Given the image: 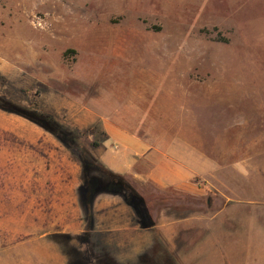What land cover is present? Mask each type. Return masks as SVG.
Listing matches in <instances>:
<instances>
[{
  "label": "rangeland",
  "instance_id": "rangeland-1",
  "mask_svg": "<svg viewBox=\"0 0 264 264\" xmlns=\"http://www.w3.org/2000/svg\"><path fill=\"white\" fill-rule=\"evenodd\" d=\"M0 97L76 131L95 158L100 142L125 150L107 138L121 131L179 150L196 177L181 191L122 173L153 224L141 226L121 195L99 193L118 197L108 203L124 207L122 226L99 231L92 204L83 242L79 200L82 231L54 218L63 159L79 166L81 183L80 163L53 134L0 108V264H101L97 253L116 264H264V0H0ZM26 162L47 176L48 241L37 249L26 244L36 190Z\"/></svg>",
  "mask_w": 264,
  "mask_h": 264
},
{
  "label": "crops",
  "instance_id": "crops-1",
  "mask_svg": "<svg viewBox=\"0 0 264 264\" xmlns=\"http://www.w3.org/2000/svg\"><path fill=\"white\" fill-rule=\"evenodd\" d=\"M107 138H111L114 142L119 143V145L123 146L125 150L123 151H116L109 149L107 147L101 146L98 144L94 149V155L96 158L101 161L106 167L109 169L118 172V173H131L135 178H151L155 182H157L161 187L172 186L175 189H179L181 191L194 189V173L195 168L193 165L190 164L189 159L187 156H182L179 150H174L173 148L170 149V154H167L165 144H160L161 149H150V146L146 144L143 140L133 137L131 134H124L123 132L119 131H109ZM174 146V145H170ZM169 155V156H167ZM229 161L233 162L232 168L235 166L234 162L237 161L234 154L229 153L228 155ZM220 157V156H219ZM226 155L221 158L219 161L223 167L226 169V164H223L221 161L226 162L225 160ZM63 161L65 162L66 171L63 172L62 178L63 180L60 182L62 184V193L63 198L60 199L63 202V213L57 214L56 221L58 224L57 226H62V218L66 219L67 221L63 222L65 226H72L75 229L72 232H80L83 230V219H82V211L78 205V199L76 195L77 187L80 184L79 175V166L73 162L70 157L65 156ZM151 162L153 168L149 170L148 173L140 172L142 170H138L136 166H139L142 162ZM45 169H38L34 168L32 163L26 162V169H25V177L27 180H30V184H32L33 189H36L35 192H32V198L29 200L30 202L27 203V213H26V226L25 232L28 234L26 239V244L31 247V249H37L38 244H45L47 242V235L48 230L46 227L47 221H49L47 212L44 211L45 203L43 201L44 198V190H43V183L46 181L47 176L44 173ZM198 170V169H196ZM230 174L226 172V174ZM240 174V172L238 171ZM203 176H206V172H201ZM235 177V175H232ZM238 178L240 177L237 176ZM210 178V176H209ZM16 179H18V175H16ZM212 181L215 178H211ZM41 188L38 191V189ZM218 189L222 191L223 195L229 194L227 192L232 193L233 197L237 199V196H234V191L231 189L226 190L218 184ZM39 198L41 201H38ZM110 200H113V203H118V197L113 196L110 194H101L96 196L93 202V211H94V218L96 221V227H98L105 223L106 221V232L113 230L116 225L122 226L121 221L123 220L119 212L121 210L125 211L124 207L120 205L117 207L112 206L111 203H108ZM106 202L104 206L103 202ZM104 209L107 211V215L103 216ZM16 211L13 212L15 214ZM1 215V212H0ZM16 214L9 217V221L12 226L16 225L15 219ZM110 219V221H109ZM2 221V219H0ZM113 225H111L109 222ZM102 222V223H101ZM52 224V223H51ZM133 228H135L133 226ZM136 229V228H135ZM63 230H68L65 227ZM101 231L100 229H98ZM36 246V247H35ZM45 247V245H44ZM34 256H37L36 253H32Z\"/></svg>",
  "mask_w": 264,
  "mask_h": 264
},
{
  "label": "trees",
  "instance_id": "trees-1",
  "mask_svg": "<svg viewBox=\"0 0 264 264\" xmlns=\"http://www.w3.org/2000/svg\"><path fill=\"white\" fill-rule=\"evenodd\" d=\"M0 108L4 111L20 115L35 123L42 129L53 134L72 152L75 159L81 165V183L77 194L83 217L87 224V231L77 239L88 242L93 228L92 204L95 196L99 193L119 194L125 202L134 210L141 226L153 224L146 200L138 191V184L128 175L115 172L106 167L95 158L82 144L76 131L60 124L51 115L36 109L15 105L0 97ZM97 143H95L96 145ZM196 177H194V181ZM96 261L101 264L112 263L107 255L97 253ZM80 257V256H79Z\"/></svg>",
  "mask_w": 264,
  "mask_h": 264
}]
</instances>
